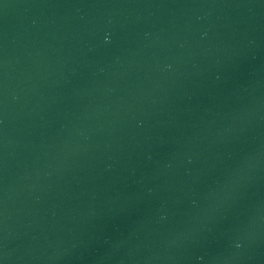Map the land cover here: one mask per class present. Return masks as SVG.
<instances>
[{"label": "water", "instance_id": "1", "mask_svg": "<svg viewBox=\"0 0 264 264\" xmlns=\"http://www.w3.org/2000/svg\"><path fill=\"white\" fill-rule=\"evenodd\" d=\"M0 264H264V0H0Z\"/></svg>", "mask_w": 264, "mask_h": 264}]
</instances>
